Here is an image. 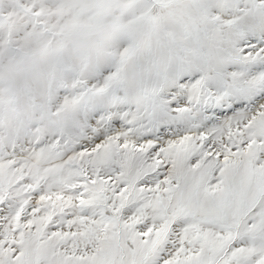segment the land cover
Returning <instances> with one entry per match:
<instances>
[{"label": "snow or ice", "instance_id": "6c2138e0", "mask_svg": "<svg viewBox=\"0 0 264 264\" xmlns=\"http://www.w3.org/2000/svg\"><path fill=\"white\" fill-rule=\"evenodd\" d=\"M0 264H264V0H0Z\"/></svg>", "mask_w": 264, "mask_h": 264}]
</instances>
